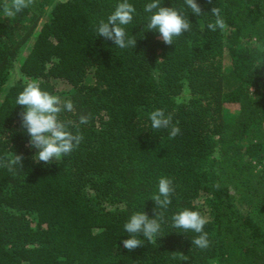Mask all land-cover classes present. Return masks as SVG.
<instances>
[{
    "label": "trees",
    "instance_id": "16d2710c",
    "mask_svg": "<svg viewBox=\"0 0 264 264\" xmlns=\"http://www.w3.org/2000/svg\"><path fill=\"white\" fill-rule=\"evenodd\" d=\"M120 2L34 0L8 18L0 0V159L23 156L22 168L0 167V264H264V0H196L199 16L185 0H160L191 25L172 45L146 29L152 0H128L136 11L123 27L136 45L125 49L95 31ZM213 6L224 29L207 28ZM29 82L72 101L62 121L90 117L60 162L33 159L15 103ZM155 109L180 134L152 129ZM161 177L174 191L157 209L160 232L129 251L123 226L155 216ZM184 209L207 218L206 249L173 227Z\"/></svg>",
    "mask_w": 264,
    "mask_h": 264
},
{
    "label": "clouds",
    "instance_id": "9594fccd",
    "mask_svg": "<svg viewBox=\"0 0 264 264\" xmlns=\"http://www.w3.org/2000/svg\"><path fill=\"white\" fill-rule=\"evenodd\" d=\"M33 3L34 0H11L9 4L5 0L4 14L8 18H14ZM207 3L211 4L212 0H207ZM185 4L196 16L202 14L201 6L196 0H185ZM144 10L151 13L146 29L158 31L166 45H172L175 37H180L184 32L190 31L191 25L188 18L172 7L161 6L160 0H152L151 3L145 5ZM135 11L136 9L128 0L118 3L115 10L107 17V22L100 20L95 26L97 36L111 40L121 49L135 47L136 39H126V31L123 27L131 23ZM210 12L216 19L214 23H209L207 28L211 31H216L217 28L224 29L225 22L221 17L220 9L213 6ZM15 103L23 108L19 113L21 126L30 138L29 145L37 150L33 156L37 163L43 162L50 165L60 162L81 143L83 137L79 133V125L87 124L90 117L81 114L78 125H73L70 120L59 119V115L64 111L74 112L72 101H61L60 97L41 90L37 82H29L18 94ZM149 119L152 129L170 128L169 138H175L180 134L178 124L173 125L172 116L166 115L163 109L150 112ZM70 126H75L77 131L75 133L70 131ZM22 161L23 156L15 154L12 157L0 159V167H6L11 172L15 166L22 168ZM215 186L219 187L218 184ZM173 191L172 181L169 178H159L158 193L151 198L156 205L155 216L149 218L145 212H137L130 216L123 226L124 231L129 234V238L122 241L125 249L132 251L143 246V241L138 238L140 236L149 242H155L163 221V211L158 212L157 209L166 210L168 208ZM171 219L173 227L182 229L183 232L191 231L199 234L192 239V244L201 249L209 246L207 233L204 232V226L208 220L198 211L184 209L174 214Z\"/></svg>",
    "mask_w": 264,
    "mask_h": 264
},
{
    "label": "rangeland",
    "instance_id": "374dc122",
    "mask_svg": "<svg viewBox=\"0 0 264 264\" xmlns=\"http://www.w3.org/2000/svg\"><path fill=\"white\" fill-rule=\"evenodd\" d=\"M47 17H48V16H44V17L40 20V23H42L44 20H46ZM30 43H31V41L27 42V43L23 46V48H22V50H21V55H25V54L27 53ZM7 86H8V85L6 84L5 87H3V90H4ZM58 86H59V88H60L59 91H61V90H63V91L70 90V87H69L68 85L64 84V83H59ZM188 97H189V92H188L187 88H184V90L182 91V93L179 94V95H177V99H178V100H187Z\"/></svg>",
    "mask_w": 264,
    "mask_h": 264
}]
</instances>
